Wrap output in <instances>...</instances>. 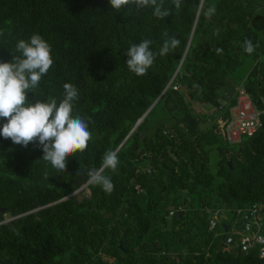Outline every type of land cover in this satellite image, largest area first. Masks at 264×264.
<instances>
[{
  "label": "trees",
  "instance_id": "16d2710c",
  "mask_svg": "<svg viewBox=\"0 0 264 264\" xmlns=\"http://www.w3.org/2000/svg\"><path fill=\"white\" fill-rule=\"evenodd\" d=\"M164 6L171 14L160 20L150 7L117 13L108 0H0V62L11 60L19 39L40 35L54 62L29 102L59 101L71 83L74 113L93 134L65 171L44 162L36 144L0 136V264H264L256 247L224 244L228 229L243 230L250 208L264 229V0ZM208 6L216 8L211 19L199 14ZM169 37L179 47L157 55L146 75L127 69L130 45L149 39L158 52ZM245 38L258 44L251 55ZM244 59L248 71L235 84L230 74ZM238 88L261 125L228 141L216 119L229 116ZM107 150L119 159L105 171L111 194L86 183ZM85 183L89 191L78 197L73 191ZM215 209L224 217L213 222Z\"/></svg>",
  "mask_w": 264,
  "mask_h": 264
},
{
  "label": "clouds",
  "instance_id": "9594fccd",
  "mask_svg": "<svg viewBox=\"0 0 264 264\" xmlns=\"http://www.w3.org/2000/svg\"><path fill=\"white\" fill-rule=\"evenodd\" d=\"M108 3L117 13L126 8L141 10L150 7L157 19L163 20L171 14V9L164 6L165 0H108ZM171 3L180 9L182 0H171ZM215 12V6H208L201 7L199 14L211 19ZM218 33L219 29H216L214 35ZM151 43V40L144 39L130 45L125 53L127 69L136 76L146 75L156 56H165L174 51L179 47L180 40L175 37L165 39L158 52L150 49ZM256 47L258 44L244 39L245 53L251 55ZM14 52L10 61L0 62V118L6 119L0 126V136L24 147L29 143L36 144L42 149L41 159L44 162L57 171H65L67 158L85 151L93 138L89 121L74 113L78 90L73 84L64 83L59 101L50 97L30 103L27 93H34L53 65L51 46L40 35L33 34L29 40L19 39ZM118 164V153L115 150L105 151L100 166L87 171L86 183L99 186L104 193L111 194L114 184L105 171L114 172Z\"/></svg>",
  "mask_w": 264,
  "mask_h": 264
},
{
  "label": "built area",
  "instance_id": "2783aa9c",
  "mask_svg": "<svg viewBox=\"0 0 264 264\" xmlns=\"http://www.w3.org/2000/svg\"><path fill=\"white\" fill-rule=\"evenodd\" d=\"M171 87L179 89L180 85L171 84ZM259 114L260 111L252 106L246 92L242 88H238L235 94L234 105L230 108L229 116L227 118L216 119V130L228 141H236L241 135H251L260 127L261 120ZM179 208L181 207H170L168 214L174 213ZM222 217H224V213L219 209H215L210 218L214 222L219 221ZM243 219V230L228 229V233L224 237V244L238 246L244 253L254 246L257 248V256L264 260V231L261 227V221L256 216V209H248ZM232 234H236L235 239L232 237Z\"/></svg>",
  "mask_w": 264,
  "mask_h": 264
},
{
  "label": "rangeland",
  "instance_id": "374dc122",
  "mask_svg": "<svg viewBox=\"0 0 264 264\" xmlns=\"http://www.w3.org/2000/svg\"><path fill=\"white\" fill-rule=\"evenodd\" d=\"M249 65H250V62H249L248 59H244L242 63L237 65L235 67V69L230 74L231 81H233L235 84H241V82L244 80L245 75H246V73L248 71ZM179 89H180L181 93L184 94V90L181 89L180 87H179ZM196 109L198 111H201L205 115L208 111H210L211 107H210V105L199 104V105H196ZM207 125H208V121L206 119H205L204 122L200 123V127L201 128H204ZM211 157H212V161L210 162L209 167L212 169L213 168L212 162L214 161L215 155H213ZM88 191L89 190L86 187V184H83L78 190L75 191V193L79 197L80 195L87 194Z\"/></svg>",
  "mask_w": 264,
  "mask_h": 264
},
{
  "label": "water",
  "instance_id": "95a60500",
  "mask_svg": "<svg viewBox=\"0 0 264 264\" xmlns=\"http://www.w3.org/2000/svg\"><path fill=\"white\" fill-rule=\"evenodd\" d=\"M146 111H147V110H146ZM228 164H230V163L228 162ZM82 169H83V165L79 166L78 168L74 169L73 171H74V172H80ZM85 184H86V183H85ZM76 190H78V189H76ZM76 190H74L73 192H75ZM73 192H72V193H73ZM224 230H225V227H224Z\"/></svg>",
  "mask_w": 264,
  "mask_h": 264
}]
</instances>
